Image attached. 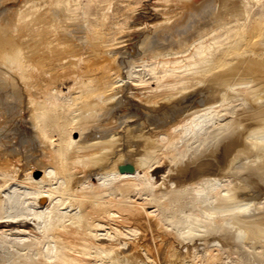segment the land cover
Listing matches in <instances>:
<instances>
[{
    "label": "bare ground",
    "instance_id": "6f19581e",
    "mask_svg": "<svg viewBox=\"0 0 264 264\" xmlns=\"http://www.w3.org/2000/svg\"><path fill=\"white\" fill-rule=\"evenodd\" d=\"M136 3L0 0V115L41 157L0 150V264H222L184 209L264 264V0Z\"/></svg>",
    "mask_w": 264,
    "mask_h": 264
},
{
    "label": "rangeland",
    "instance_id": "374dc122",
    "mask_svg": "<svg viewBox=\"0 0 264 264\" xmlns=\"http://www.w3.org/2000/svg\"><path fill=\"white\" fill-rule=\"evenodd\" d=\"M114 1V2H113ZM128 1V2H127ZM117 2V3H116ZM134 2V3H133ZM137 0H125V2H124V0H112V3H113V7H112V10L114 11H116V14H117V16L119 15V16H121L120 14H122V16L120 17V18H124L123 20H126V21H129L130 19L129 18H125V16H126V14H125V9L123 10V5H125V3L127 4V3H129V4H131V6L133 5V7H136L137 6ZM121 3V6L119 5ZM123 3V4H122ZM117 5V7H116V5ZM120 7H119V6ZM135 5V6H134ZM119 7V9H117ZM123 7V8H122ZM121 9V10H120ZM114 11V12H115ZM118 11H120V12H118ZM124 12V13H123ZM120 13V14H119ZM124 15V16H123ZM129 22H131V20L129 21ZM188 33V32H187ZM186 33V34H187ZM189 34V33H188ZM182 37L183 36H185V35H181ZM140 69V68H139ZM137 70V69H136ZM143 75V74H142ZM204 96V98L202 97V95H201V97H202V99H206V97H207V95L206 94H203ZM201 97H200V99H201ZM201 99V100H202ZM9 110H7V112H3V114L5 113V114H7L8 115V117L9 118H7L6 117V115L4 116L3 114H1L0 115V120H2L3 122H2V127H6V130L4 131V129H2L1 128V132H0V134H1V136H0V139L2 140H0V150H2V151H5V153L8 151L9 152V149L12 147L11 145H13V147H14V144H15V147L13 148H11L10 150V152L8 153H6V154H4V152H2V151H0V153H3L5 156H6V158H9V159H12L13 158V160L15 161V163L16 164H18V166L21 168V169H23V170H25V168H26V166L28 165L29 167L30 166H33V165H36L37 164V162H38V160L40 161V158H36V157H34L33 158V156H40V155H37L38 153V151H35V149H32L33 148V145H32V141H31V143H30V141H28V138H29V140H31L30 139V137H28V136H25V135H27V134H25L24 132H22L21 130H19L20 128H19V123H18V116H16L17 115V113L14 111V112H12L11 111V113H9L8 112ZM9 113V114H8ZM14 115H13V114ZM16 113V114H15ZM11 114V115H10ZM3 115V116H2ZM10 115V116H9ZM3 117V118H2ZM16 119V120H13L14 118ZM2 118V119H1ZM4 118H5V120H4ZM6 118H7V120H6ZM13 118V119H12ZM169 118V119H168ZM172 118H174V117H172ZM166 119L167 120H171V115H167V117H166ZM9 120V121H8ZM12 120V121H11ZM7 121L9 122V123H7ZM16 121V122H15ZM5 122H6V126H5ZM4 123V124H3ZM15 123H17L15 126H14V124ZM14 127L15 128H17V129H14ZM13 128V129H12ZM8 130H9V136H10V138H9V136H8V134L6 133V132H8ZM11 130V131H10ZM16 130V131H15ZM20 132L21 134H23V136H25V137H23L20 133L18 134V132ZM3 132H5L4 133V135L6 136L5 138H4V135H3ZM14 133V134H13ZM16 134H18V136L16 135ZM13 135V136H12ZM16 135V136H15ZM8 136V137H7ZM12 136V137H11ZM15 136V137H14ZM2 137V138H1ZM20 137H21V139H22V137H23V140L25 141V143L23 142V140H22V142H21V140H20ZM27 137V138H26ZM12 138V141H11V143H10V140L9 139H11ZM4 139V140H3ZM17 139V140H16ZM6 140H7V142H6ZM9 140V141H8ZM27 140V141H26ZM15 141V143H13ZM1 142H3V143H1ZM4 143H10L9 144V146L8 145H6V144H4ZM30 144V146L28 145V144ZM2 144V145H1ZM6 146H7V148H8V150L6 151ZM2 147V148H1ZM3 147H5V148H3ZM16 148V149H15ZM30 149V150H29ZM34 152H36V153H34ZM9 154V155H8ZM8 155V156H7ZM35 158H36V160H35ZM35 160V161H34ZM184 160H186V159H184ZM31 162V164H29L30 162ZM248 161L249 160H247L245 163H248ZM35 163V164H32V163ZM26 163H28L27 165H26ZM184 163H187V161H185ZM22 165V166H21ZM24 165H26V166H24ZM27 166V167H28ZM23 167V168H22ZM25 167V168H24ZM27 169V168H26ZM240 169V168H239ZM236 169L237 171H234L235 172V175L233 176L234 178H236L235 180H237V179H243V181H244V184H246V183H249V178L247 179V174H246V172L245 171H243V169ZM244 175V176H243ZM241 177V178H240ZM244 178H246V179H244ZM246 181V182H245ZM243 184V182H240V184ZM253 189V188H252ZM251 190V189H250ZM247 191V192H246ZM246 191H244L245 192V194L248 196L249 194V196H248V198H247V196H245V194L243 193V192H241V199L243 200L245 197V199L247 200V201H245V199L243 200L244 201V203H248V207L246 208V210L244 209L243 210V214H248V213H251V212H253V211H256L257 209V204L261 201V198L262 197H264L263 195V193H261V192H259V194L258 193H252V192H250V191H248V190H246ZM262 195H261V194ZM256 194V195H255ZM252 195V196H251ZM242 196H244V198L242 197ZM254 196V197H253ZM260 196H261V198H260ZM258 197V198H257ZM252 198L255 200L256 199V202L253 200L252 201ZM249 199V200H248ZM258 200V201H257ZM254 203L256 204V206L254 205ZM249 208V209H248ZM252 210H251V209ZM260 208V207H259ZM264 207H262V209H263ZM248 209V210H247ZM185 210H187V211H185ZM183 211H185V213L184 212H181L180 214H183L184 215V218H185V216H186V214H187V216H186V218L185 219H183V220H185L184 221V224L182 223V226H181V228L179 227L180 226V224H178L177 226V230H180V233H182V239H184V241L185 242H187L188 244H190L191 243V241L192 240H194L192 243H193V245H194V247H192V251L194 252V254H196V255H200V254H204V252L205 253H207L210 249V252L213 250V252L212 253H214V251L216 250V251H218V252H215V253H219L218 254V258L219 259H221L220 261H221V263L222 264H258V261H259V264L261 263L260 262V258L258 259V257L260 256V255H258L257 254V251H259L260 249H254V248H252L253 247V245H252V242L250 241V240H248L247 238H246V236L245 235H243L244 233H242V232H238V231H235V230H233L232 229V227L231 226H227V224H225L226 226H225V229L223 230V232L225 231L228 235H230V241L227 243V244H225V242L223 241V242H221L220 241V243L218 242L219 240H221L220 239V237L219 236H221V234L223 233L222 231H220V232H217L215 235H216V238H210V240H209V238H207V237H209V235H207V237H204V236H206L205 234H204V232H200L199 233V230H203L202 228L201 229H199L198 228V224H199V221L196 223V227H195V225L193 226L194 228H196L197 230H198V232H197V230L196 231H194V235L193 234H191L192 235V237H190V239H186L185 240V238H188V237H186V235H184L183 236V234H185L186 232H188V225L187 226H185L186 225V223H187V217H188V222L189 223H187V224H191L192 222H191V220H193L194 219V217H193V219H192V217H190L189 218V216L190 215H192V213H194V212H192V213H190V212H188V209H184ZM248 212V213H247ZM188 214H190L189 216H188ZM182 215V216H183ZM179 216H181V215H179ZM193 216H195L194 214H193ZM180 219H182V217L180 218ZM191 219V220H190ZM203 219V218H202ZM190 220V221H189ZM191 222V223H190ZM183 225H184V227H183ZM192 225V224H191ZM198 225V226H197ZM190 226V225H189ZM190 227H192V226H190ZM182 228H183V231L185 230V232H181L182 231ZM229 228V229H228ZM231 228V229H230ZM187 229V230H186ZM228 230H230V231H228ZM179 232V231H178ZM224 232V233H225ZM197 233V234H196ZM242 233V234H241ZM201 234H203V236H200ZM220 234V235H219ZM196 235V236H195ZM198 235V236H197ZM219 235V236H218ZM195 236V237H194ZM202 237V238H201ZM218 237V238H217ZM195 238V239H194ZM198 238V240H196ZM199 239H207V246L205 245V247H206V250L204 249L205 247L204 246H202L200 243L201 242H199ZM195 240H196V242H195ZM233 240V241H232ZM208 241H210V242H208ZM216 242V243H215ZM192 243L190 244V245H192ZM196 243H197V245H196ZM232 243V244H231ZM251 243V244H250ZM211 244V245H210ZM224 244V245H223ZM246 244V245H245ZM192 245V246H193ZM201 245V246H200ZM245 245V246H244ZM196 246V247H195ZM248 246V247H247ZM251 246V247H250ZM217 247V248H216ZM222 247V248H221ZM227 247V248H226ZM235 247V248H234ZM197 248H198V250H197ZM210 248V249H209ZM230 248V249H229ZM235 250H234V249ZM200 249H202L201 251H199ZM209 249V250H208ZM227 249V250H226ZM248 249V250H247ZM183 250H184V252H183ZM189 250H191V249H186V248H182V250H181V252L183 253V254H185V253H188V252H190ZM195 250H197L196 252H195ZM205 250V251H204ZM208 250V251H207ZM222 250H223V252H222ZM232 250V251H231ZM256 250V251H255ZM186 251V252H185ZM204 251V252H203ZM207 251V252H206ZM226 251V252H225ZM232 252V253H231ZM249 252V253H248ZM255 252V253H254ZM198 253V254H197ZM229 253V254H228ZM235 253V254H234ZM222 254H224V255H222ZM244 254V255H243ZM247 254V255H246ZM257 254V256H255ZM222 255V257H220V256ZM241 255V256H240ZM250 257H249V256ZM241 257V258H240ZM248 257V258H247ZM255 258V259H254ZM236 260V261H235ZM224 262V263H223Z\"/></svg>",
    "mask_w": 264,
    "mask_h": 264
},
{
    "label": "water",
    "instance_id": "95a60500",
    "mask_svg": "<svg viewBox=\"0 0 264 264\" xmlns=\"http://www.w3.org/2000/svg\"><path fill=\"white\" fill-rule=\"evenodd\" d=\"M118 171L120 173H123V172H132L133 171V168H132L131 165L126 164V165L119 166L118 167Z\"/></svg>",
    "mask_w": 264,
    "mask_h": 264
}]
</instances>
